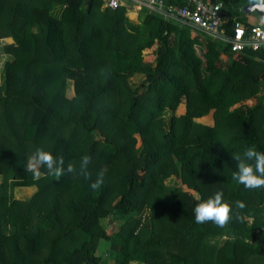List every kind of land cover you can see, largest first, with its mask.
<instances>
[{
    "label": "trees",
    "instance_id": "obj_1",
    "mask_svg": "<svg viewBox=\"0 0 264 264\" xmlns=\"http://www.w3.org/2000/svg\"><path fill=\"white\" fill-rule=\"evenodd\" d=\"M244 2L229 8L236 14ZM54 5L63 6L59 17ZM7 38L0 264H247L264 255V188L234 179V156L249 146L264 151V97L245 102L264 83V52L236 60L185 25L145 10L135 23L125 7L102 8V0H0ZM155 42V63L145 62L142 51ZM137 74L143 92L129 85ZM38 149L75 171L56 180L38 164L37 175L29 165ZM85 156L88 178L80 174ZM31 186L28 199L15 198L16 188ZM217 191L244 207L223 227L197 224L195 206ZM117 214L128 220L109 233L101 221ZM220 237L223 245L213 241Z\"/></svg>",
    "mask_w": 264,
    "mask_h": 264
},
{
    "label": "built area",
    "instance_id": "obj_2",
    "mask_svg": "<svg viewBox=\"0 0 264 264\" xmlns=\"http://www.w3.org/2000/svg\"><path fill=\"white\" fill-rule=\"evenodd\" d=\"M175 1V0H174ZM181 4L166 0H102V8L125 7L140 13L155 12L166 19L190 28L191 32L207 36L224 45L233 58L247 53L264 52V21L245 23L237 16H230L216 0H180ZM263 3L264 0H257ZM261 18L264 20V16ZM221 57L227 58V54ZM224 59V58H223Z\"/></svg>",
    "mask_w": 264,
    "mask_h": 264
},
{
    "label": "clouds",
    "instance_id": "obj_3",
    "mask_svg": "<svg viewBox=\"0 0 264 264\" xmlns=\"http://www.w3.org/2000/svg\"><path fill=\"white\" fill-rule=\"evenodd\" d=\"M237 171L234 174V179L242 184L246 189H261L264 188V151L258 150L254 146L247 147L242 155L234 156ZM91 158L85 156L80 164V174L85 178L89 177L87 171ZM34 164L30 167H35V164L44 165L50 175L60 180L66 173L75 171L72 164H68L65 168L62 157H54L51 151L38 149L33 156ZM39 175V173H36ZM104 173L100 172L96 182L91 184L93 189L98 188L103 181ZM242 202H237L232 205L223 199V192L217 191L213 196L206 199H201L194 208L195 222L203 224L212 221L218 226L223 227L234 215V208H243Z\"/></svg>",
    "mask_w": 264,
    "mask_h": 264
},
{
    "label": "rangeland",
    "instance_id": "obj_4",
    "mask_svg": "<svg viewBox=\"0 0 264 264\" xmlns=\"http://www.w3.org/2000/svg\"><path fill=\"white\" fill-rule=\"evenodd\" d=\"M63 6L62 5H54L52 7V13L59 17L60 14H61V10H62ZM135 23H138V21H134ZM141 24V23H140ZM5 43H8L6 40H0V82H1V72H2V69H3V65H4V62L8 59V56H6L5 54H3L2 52V47ZM157 46L158 44H155L148 48V49H144L142 51V54H143V59L145 62H149V63H155V59H156V49H157ZM149 49L152 50L149 52ZM225 59V57H223ZM241 58H236V60H239ZM257 61H261L259 58H256ZM255 59V60H256ZM129 82V85L132 87V89H136L138 90L139 92H143L145 90V85H146V81H145V77L143 75H134L133 77L129 78L128 80ZM71 83L72 81L71 80H68V83H67V87H66V94H68V96H73V92H72V88H71ZM264 97V83L261 84V88L259 90V93L257 94V96H255L254 98H250L248 100H246L245 102L249 105H254L255 103L259 102L262 98L261 97ZM183 103H184V100H183ZM183 103H182V106H180L179 110H178V114L184 110L183 108ZM170 116H171V112L170 111H166L164 113V120L168 123L169 119H170ZM211 118V114L209 116H207L206 119L202 120L204 123L206 124H211V120H209ZM96 136L97 137H100V134L99 132H95ZM34 162L30 163V165H33ZM29 165V167H30ZM34 170H36V172L39 173V169H38V164H35V167H30ZM40 174V173H39ZM0 181H2V178L0 176ZM31 188H35L36 187H29V188H26V187H22V188H16L15 191H14V196L15 198L17 199H28L32 193H31ZM28 189V191H27ZM26 191V192H25ZM175 190L174 189H171L170 192H174ZM145 212H143V214H136L134 215L135 217L137 216H141V215H144ZM133 216V215H132ZM133 216V217H134ZM131 217V215L129 216ZM127 216L125 215H121V214H117L115 215V221L112 222L111 224H109V222L107 220H102L101 221V224L103 225V227L105 229H107V231L109 233H112V232H116L119 227L128 219ZM32 227H36L35 224H33ZM226 237H220V238H216L214 239L213 241L218 243V245H223L224 241H225ZM107 264H114L113 261L109 260V262ZM135 264H139V263H135ZM247 264H264V255H252L248 260H247Z\"/></svg>",
    "mask_w": 264,
    "mask_h": 264
},
{
    "label": "crops",
    "instance_id": "obj_5",
    "mask_svg": "<svg viewBox=\"0 0 264 264\" xmlns=\"http://www.w3.org/2000/svg\"><path fill=\"white\" fill-rule=\"evenodd\" d=\"M218 2H220L222 5H223V10L230 16H237V17H240V19L243 21L244 19L248 21H251L252 23H262L264 20L261 18L262 15L260 14H257V13H254V12H250V13H244L242 11V8L246 5V4H250L252 2H257V0H244L245 2L240 5V8L237 10V13L235 14L234 10H230L229 8V2L232 1V0H216ZM127 10V9H126ZM134 12L135 13V18L134 19H131L129 17V14ZM127 16L129 17V19H131L132 21H138L139 22V13L136 12V11H132V10H127ZM245 21V20H244ZM251 23V24H252ZM198 34L194 33V32H191V36L194 37ZM2 40H6L8 43L12 42V39H2ZM157 44V43H156ZM31 187H36V186H31ZM26 188H29V187H26ZM32 190V194L37 190V188H31Z\"/></svg>",
    "mask_w": 264,
    "mask_h": 264
},
{
    "label": "water",
    "instance_id": "obj_6",
    "mask_svg": "<svg viewBox=\"0 0 264 264\" xmlns=\"http://www.w3.org/2000/svg\"><path fill=\"white\" fill-rule=\"evenodd\" d=\"M242 11L244 13H250V12H254L260 15L264 16V2L260 3V2H252L250 4H246L243 8Z\"/></svg>",
    "mask_w": 264,
    "mask_h": 264
},
{
    "label": "bare ground",
    "instance_id": "obj_7",
    "mask_svg": "<svg viewBox=\"0 0 264 264\" xmlns=\"http://www.w3.org/2000/svg\"><path fill=\"white\" fill-rule=\"evenodd\" d=\"M135 16H136V15H135V13H134V12H132V13H130V14H129V17H130L131 19H134V18H135Z\"/></svg>",
    "mask_w": 264,
    "mask_h": 264
}]
</instances>
